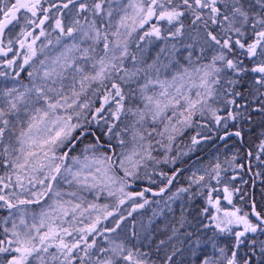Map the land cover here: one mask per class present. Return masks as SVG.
Returning <instances> with one entry per match:
<instances>
[{
	"label": "rangeland",
	"instance_id": "1",
	"mask_svg": "<svg viewBox=\"0 0 264 264\" xmlns=\"http://www.w3.org/2000/svg\"><path fill=\"white\" fill-rule=\"evenodd\" d=\"M263 1L223 0V3L221 0H194V3L203 8L206 6L210 13L216 11L211 10L214 4L224 5L225 19L218 20V23L226 39L230 43L239 41L240 50L255 46L258 60L254 61L253 68L257 69L260 63H264V28L259 26ZM170 2L157 0L158 11L166 9ZM53 3V0H0V154L2 149L4 160L3 167H0V197L12 202L38 199L46 190L53 169L62 157L61 150L75 129L66 114L70 111L81 113L85 104L79 106L77 99L105 71L106 65L101 63L105 58L97 51V47L100 52L102 48L98 42L102 38L107 41L111 38L117 43L112 46L113 57L122 59L125 50L119 46L122 47L123 42L129 39L143 38V29L152 20L151 12L138 0H103L94 4L63 0L56 8L52 7ZM193 16L197 15L191 14V18ZM98 19L105 22L103 32L96 25ZM30 29L35 32L25 36ZM160 32L165 33L166 30L160 29L156 33ZM35 33L42 34L38 50L32 48ZM175 36L185 44L179 47V51L184 47L179 55L184 62L181 63L182 71L173 79H151L147 75L143 79L142 97L135 102V112L129 115L132 121L130 136L118 143L112 165L124 180L137 181L138 166L143 161L166 167L195 152L207 153L188 169L185 175L188 185L175 188L166 199L153 202L144 209L149 214L146 222V232L150 235L148 243L153 233L161 239L164 236L165 241L175 237L185 220L182 218L184 208L203 189L212 191V185H222L233 193L240 190L238 183L231 179L243 172V156L235 143L208 150L210 141L219 130L213 132L207 123L215 120V115L218 122L216 107L223 99L221 91L211 88L212 77L209 75L224 76L222 71L211 72L208 66L217 63V66L233 68L230 62L214 54V49L218 50L215 45L220 40L211 38L208 27ZM247 39H252L248 46L244 43ZM32 40L31 47L20 46L22 42L26 45L25 41ZM151 44L149 54L159 46L158 42ZM229 47L222 51L229 53ZM209 50V60L203 62L205 58H202L198 61L204 69L193 70L191 63L195 60L192 59L204 57ZM166 65L174 66L173 63ZM256 127L251 123L246 127L248 140L252 143L259 134ZM249 128L253 131L248 132ZM128 147L133 150H128ZM257 153L256 159L260 160L261 167L263 162ZM108 156L109 153L98 148H82L77 156L69 158L47 202L36 206V209L27 206L2 213L0 231L11 236L7 243L12 241L10 254L13 253L5 264H23V260H29V254L34 264H45L46 254L38 255V252L48 249L51 253L61 254L57 239L61 234L65 235L66 229L59 225V218L67 212L71 214L81 210L91 214L89 221L106 211L107 204L103 202L111 196L100 201V195L90 186L101 181L107 185L113 183L114 187L125 186L121 181L118 185L115 175L107 171ZM7 168L9 174L6 177ZM227 173L229 176H225ZM239 181L243 186L246 179ZM2 207L0 205L1 212ZM113 215L117 213L114 211ZM107 219L105 215L101 225L107 223L111 226L105 222ZM113 221L112 225L117 219L113 218ZM46 226L49 227L47 231ZM69 226L79 234L83 225L72 222ZM138 230L143 229L138 227ZM110 233L113 237H120L118 233ZM93 236L95 239L89 242V246L80 241L72 245L71 239L67 242L66 250L73 257V262L57 261L54 254L49 260L53 264H113L117 261L120 245L106 235ZM126 240L132 243L135 252L139 249L137 237L130 236ZM100 252L104 255L95 261L94 253ZM214 252L213 248L204 250L198 264H215Z\"/></svg>",
	"mask_w": 264,
	"mask_h": 264
},
{
	"label": "trees",
	"instance_id": "2",
	"mask_svg": "<svg viewBox=\"0 0 264 264\" xmlns=\"http://www.w3.org/2000/svg\"><path fill=\"white\" fill-rule=\"evenodd\" d=\"M53 1L52 7L56 8L58 2L63 0ZM77 1L96 3V0ZM152 5L158 9L154 1H152ZM152 11L156 13L153 14L150 25L143 29V38L129 39L123 42L122 47L119 46V48L125 50L122 59L112 57V55L110 58L107 46L112 48L113 41H107L105 38L99 41V46L102 48L101 52L99 48H97V51L105 59L107 58L106 61L105 59L101 61L102 65H106L105 71L96 83L89 85L78 98L79 106L82 103L85 104L81 113L70 111L66 114L69 123L77 128L73 135L77 134L78 129L92 128L101 143H112L116 147L120 141L128 140L132 125L129 115L135 112V102L142 97L143 79L146 75L149 78L174 76L173 65L167 66L166 64L184 63L179 58L180 51H183L184 47L180 51L179 47L185 46V44L180 42L175 35H181L184 31L206 27L211 32H216L217 29L220 30L217 15L215 14L212 19L203 16L202 13L209 11L206 10V6L203 8L195 4L194 0L192 3L187 0L184 4L177 0H171L166 9ZM211 13L213 12L211 11ZM191 14L199 15L191 18ZM259 20V26L264 28V15H261ZM98 24L101 25L102 20L99 19ZM154 27L157 29L163 27L166 32L156 33ZM217 38L220 42L215 45L218 50L214 49V54H219L223 60L238 61L240 63H253L255 61L256 51H243L244 49L240 50L237 44L230 43L231 50L226 53L222 49L225 48L224 43L229 41L219 34H217ZM248 40H246L247 45ZM152 42H158L159 46L154 53L149 54V47L153 45ZM104 45L105 47H103ZM143 46H146V49ZM210 53L211 50L207 51L204 57L193 58L192 60H195L193 63H198L202 58H205L203 62H206L210 58ZM109 58L111 61H109ZM157 67H159V72ZM199 67H201L200 63ZM228 75L232 74L229 73L225 76ZM232 115L236 119L239 117L236 113ZM222 123L226 124L227 122L226 120H220L219 124L222 125ZM7 139L8 137H6ZM91 140V137H87L82 145L86 147L87 144L85 145V143L89 145L92 143ZM247 146L252 155L251 169L253 170V166L257 163L253 158L257 152L263 162L260 167V185L259 188L255 187L253 189L252 198L257 211L264 217V153L257 149L258 146L256 148L250 145ZM128 150H133V148L128 147ZM144 153L145 156L148 155V152L145 151ZM2 155L1 149L0 167H3L4 162ZM184 164L183 159L173 166L168 165L166 167L143 161L138 166L137 179L138 181L147 179L146 183L149 187L158 189L167 183L176 168ZM114 173L119 185L121 175L117 171H114ZM5 174L7 177L9 174L8 168ZM0 175H2V172ZM185 175V173H181L178 176L173 189L188 185ZM119 186L114 187L113 183L107 185L102 181L91 186L100 195V201L101 198L111 196L103 202L107 204L106 211L103 216L98 217L96 215L89 221L90 214L86 212L83 214L80 210L77 211L76 216L68 217L65 221V226L68 225L66 233L59 237V241L65 247L68 246L67 242L70 239L73 240L72 245L80 241L89 246V242L95 239L93 234H96L98 236L106 235L113 242L120 245L119 258L113 264H198L204 250H210L211 248L215 249L213 257L215 264H264V227L259 226L248 217L247 202H249L251 196L248 187L245 190L242 188L241 191H235V193L225 190L222 185H215L216 187L212 185L210 187L212 191H208V188L203 189L202 193L184 208L182 218H185V220L175 237L165 241L164 236L161 239L157 233H153L148 243L147 238L150 235L146 232V222L149 214L145 213L146 210L144 209L153 202L163 201L168 195L163 198H149L143 193H131L125 187ZM116 193L120 194L115 197ZM114 211L117 213L116 216L113 215ZM2 213L3 211L0 210V220L3 216ZM105 215L108 217L105 222H108L111 226L107 223L101 225L102 218ZM113 218L117 219L114 225H112L114 221L111 222ZM72 222L85 226V228L82 226L81 229L86 231L78 234L75 229L69 226ZM138 227H142L143 230H138ZM111 231L114 234L118 233L120 237H113ZM130 236L138 239L139 249L136 252L132 243L126 240ZM7 238L0 231V264L1 262L5 264L13 254H10L11 250L7 249L8 245L11 244L10 242L7 243ZM115 238L118 240L114 241ZM47 254L49 257L52 253L48 251ZM102 255H104V252L94 253L93 259L99 261ZM217 255L220 257H216ZM54 256L59 258L58 261L62 263L73 262V257L69 256V253L65 254L63 258H61L62 254L58 255L56 253ZM47 262L48 260L45 261V263ZM29 263L31 262H24L23 260V264Z\"/></svg>",
	"mask_w": 264,
	"mask_h": 264
},
{
	"label": "flooded vegetation",
	"instance_id": "3",
	"mask_svg": "<svg viewBox=\"0 0 264 264\" xmlns=\"http://www.w3.org/2000/svg\"><path fill=\"white\" fill-rule=\"evenodd\" d=\"M253 64L254 63H251V65ZM254 72V75H243L238 78V86L235 96L238 99L235 104L239 113V131L242 135L243 152L248 159H251V153L248 148H246L247 145L264 146V128L260 129L256 127L259 134L255 137V142L253 143L248 140L246 133V127H249V123L254 127L257 118L264 117V63H260V66ZM251 131H253V129L249 128L248 132ZM254 161H256V158H254ZM260 172V160H257V163L253 166V173L250 171L249 174L246 172L243 174L242 178L246 179L245 183L249 185L250 189L253 188V185H260Z\"/></svg>",
	"mask_w": 264,
	"mask_h": 264
},
{
	"label": "water",
	"instance_id": "4",
	"mask_svg": "<svg viewBox=\"0 0 264 264\" xmlns=\"http://www.w3.org/2000/svg\"><path fill=\"white\" fill-rule=\"evenodd\" d=\"M88 134H93V132L90 131V130L85 131L78 137L77 140L81 139L82 137H84L85 135H88ZM233 136L237 137L239 140L241 139V136H240V134L238 132H228V133H225V134L220 136L218 143L220 144V143L226 141L228 138L233 137ZM94 139L97 141V138L95 137V135H94ZM106 148L111 152V154H110V158H111L113 156L112 147L110 145H107ZM180 172H181V169L176 171L171 176L168 184L166 186H164L163 188H161L159 190H154V189H151V188H148V187H143L142 188L143 192H145L147 195H149L151 197H154V198L164 196L165 193L171 188L174 180L176 179V177L178 176V174ZM56 175H57V172L55 173V175L50 180L49 185H48V189H47L46 193L43 195V197L41 199H39L38 201L34 202L33 204H37V203L41 202L42 200H44L49 195L50 189H51V187L53 185V182L55 180ZM128 187L131 189V188H133L135 186L132 185V184H128ZM0 202H3L5 204L6 211H10L13 208L19 207V206H21L23 204H27V203H23V202H19V203L13 204V203H11V202L3 199V198H0ZM251 216L257 223H259L260 225H264V219H262L259 216V214L256 212L254 205L251 206Z\"/></svg>",
	"mask_w": 264,
	"mask_h": 264
},
{
	"label": "bare ground",
	"instance_id": "5",
	"mask_svg": "<svg viewBox=\"0 0 264 264\" xmlns=\"http://www.w3.org/2000/svg\"><path fill=\"white\" fill-rule=\"evenodd\" d=\"M256 125L260 129L264 128V117H258Z\"/></svg>",
	"mask_w": 264,
	"mask_h": 264
}]
</instances>
